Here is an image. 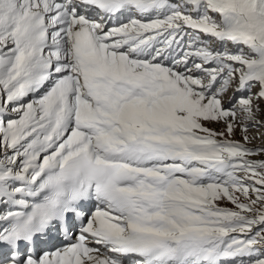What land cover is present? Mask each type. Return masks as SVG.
<instances>
[{
  "label": "snow or ice",
  "instance_id": "obj_1",
  "mask_svg": "<svg viewBox=\"0 0 264 264\" xmlns=\"http://www.w3.org/2000/svg\"><path fill=\"white\" fill-rule=\"evenodd\" d=\"M0 264H264V0H0Z\"/></svg>",
  "mask_w": 264,
  "mask_h": 264
}]
</instances>
